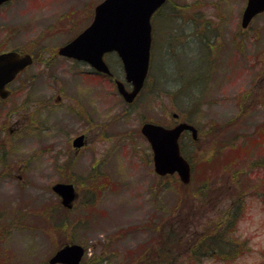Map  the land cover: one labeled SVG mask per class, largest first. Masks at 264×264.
Here are the masks:
<instances>
[{"label": "rangeland", "instance_id": "obj_1", "mask_svg": "<svg viewBox=\"0 0 264 264\" xmlns=\"http://www.w3.org/2000/svg\"><path fill=\"white\" fill-rule=\"evenodd\" d=\"M98 1L0 5V50L34 55L0 105V264H46L71 239L87 246L81 264H235L253 250L251 236L249 250L231 259L230 245L208 255L192 250L229 217L232 175L264 191V168L255 165L264 161V12L242 29L246 0H168L154 19L147 83L127 104L87 64L56 54ZM105 61L121 77L117 57ZM172 112L198 128L186 146L189 185L154 173L139 131L143 120L173 125ZM80 133L84 146L72 148ZM58 181L78 192L71 210L50 188ZM205 186L212 197L200 196ZM249 197L227 232L233 240ZM167 220L164 232L175 235L164 251L157 231Z\"/></svg>", "mask_w": 264, "mask_h": 264}, {"label": "water", "instance_id": "obj_2", "mask_svg": "<svg viewBox=\"0 0 264 264\" xmlns=\"http://www.w3.org/2000/svg\"><path fill=\"white\" fill-rule=\"evenodd\" d=\"M7 0H0V4ZM164 0H102L94 7V15L89 23L72 40L62 45L58 53L87 61L96 70L110 74L103 60V54L114 50L121 60L124 79L131 88L116 80L118 92L125 101L130 102L141 89L150 57L152 13ZM264 9V0H247L242 16V25L257 12ZM32 61L29 54L19 55L10 50L0 53V97L7 95L6 83ZM175 115V114H174ZM188 129L196 137V129L191 124L179 122L173 127H165L153 122H144L141 132L152 149L154 171L163 175L176 172L180 180L190 179V166L181 155L178 144L180 133ZM83 144V135L73 140L78 147ZM61 198V203L71 207L76 197L71 183L56 182L52 185ZM84 247L77 243H67L57 249L49 258V263L79 264Z\"/></svg>", "mask_w": 264, "mask_h": 264}, {"label": "trees", "instance_id": "obj_3", "mask_svg": "<svg viewBox=\"0 0 264 264\" xmlns=\"http://www.w3.org/2000/svg\"><path fill=\"white\" fill-rule=\"evenodd\" d=\"M182 143V147H183V151H185V156L188 158L187 153H186V148L185 145L187 144V142L183 141V139L181 140ZM191 142V141H190ZM184 153V152H183ZM190 161L191 159L188 158ZM4 161L3 156H1V162ZM192 164V161H191ZM255 165H261L264 166V162L260 164V162H256ZM193 167V164H192ZM1 174H4V172H1ZM6 175V174H5ZM240 174L237 175H232L231 178H235L237 176H239ZM202 187L201 188V192H200V196L201 197H206V198H210L212 197L213 193H210V189ZM211 188V187H210ZM243 195V194H241ZM244 196V195H243ZM243 197H240V200L237 202H235V204L233 205V203L229 204V217H227L226 221L223 223L221 221L220 224H222V228L221 229H215V231L211 234H202L201 236H199L195 241H196V245L193 248V255H197L199 254L198 252L202 253L203 255H208V253L214 252L215 248L220 249L222 247H228L229 245L232 247V243H235L234 245H236V247L231 248L230 250H227L228 254H224L225 255V259H231L232 257H236L238 255H241L243 252H245L247 249H245V245L242 241H237V240H233L232 236L227 234V232L229 231H233L234 225L236 224V220L238 219V216H240V214L242 213V211L244 210V206H241L240 202L242 203V199ZM244 207V208H243ZM49 215V214H48ZM57 221H61L63 222V220H57ZM169 220L159 224V229L157 231V234H159V237L162 238V243H161V250L166 251V245H165V241H169L170 238H173V236L175 235L173 232L174 231H169V232H164L163 230V224H165L166 222H168ZM178 229L180 228H176L175 232L178 231ZM183 229V228H182ZM227 234V235H226ZM180 235L185 236V233H181ZM223 239V241H221ZM236 239V238H235ZM72 240V239H71ZM69 240V241H71ZM222 243V244H221ZM222 253V251H221Z\"/></svg>", "mask_w": 264, "mask_h": 264}, {"label": "clouds", "instance_id": "obj_4", "mask_svg": "<svg viewBox=\"0 0 264 264\" xmlns=\"http://www.w3.org/2000/svg\"><path fill=\"white\" fill-rule=\"evenodd\" d=\"M232 235L239 240L252 237L249 245L253 250L239 257L235 264H262L264 262V254H262L264 251V202L259 198L249 197L246 215Z\"/></svg>", "mask_w": 264, "mask_h": 264}, {"label": "flooded vegetation", "instance_id": "obj_5", "mask_svg": "<svg viewBox=\"0 0 264 264\" xmlns=\"http://www.w3.org/2000/svg\"><path fill=\"white\" fill-rule=\"evenodd\" d=\"M158 12V11H157ZM241 16H242V11H241V15H240V22H239V24H241ZM158 18H160V16H158ZM161 19H165V18H161ZM249 26V25H248ZM248 26H246V28L248 27ZM240 28H242V29H245V28H243V26L241 27L240 26ZM197 34H201V32L200 33H197ZM196 34V35H197ZM66 43V42H65ZM30 53V52H29ZM31 55H32V57H34V55L32 54V53H30ZM56 54L57 55H59L58 54V50L56 49ZM59 56H61V57H64V58H68V59H71V60H75V61H78V62H82V61H79V60H76V59H72V58H69V57H65V56H62V55H59ZM85 63V62H84ZM85 64H87V63H85ZM88 65V64H87ZM89 66V65H88ZM89 68H90V70L88 71L89 73H91V74H89V75H91V76H96L97 74H100V76H102V77H105V74H103V73H101V72H97L95 69H93L92 67H90L89 66ZM106 77H107V80L110 82V80L112 79V77H108L107 75H106ZM105 77V78H106ZM111 78V79H110ZM113 80V79H112ZM8 90H9V88H8ZM9 93H10V90H9ZM57 100L58 101H60V96H57ZM57 101V102H58ZM72 148H74V147H72ZM75 149H77V148H75ZM262 182H264V180L263 181H261L260 183H262ZM258 188L255 186V185H250V182H249V192H248V195H250V196H252V197H256V198H259L261 201L262 200H264V191H258L257 190ZM264 190V189H263Z\"/></svg>", "mask_w": 264, "mask_h": 264}]
</instances>
